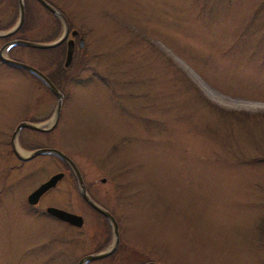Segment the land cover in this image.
<instances>
[{
	"label": "rangeland",
	"instance_id": "obj_1",
	"mask_svg": "<svg viewBox=\"0 0 264 264\" xmlns=\"http://www.w3.org/2000/svg\"><path fill=\"white\" fill-rule=\"evenodd\" d=\"M54 1L71 25L89 30L94 59L70 79L62 47L6 50L55 76L63 94L58 122L21 129L17 150L58 149L92 185L113 174L120 191L116 184L108 206L132 264H264V0ZM0 8H17V0H0ZM14 15H2L0 31ZM51 16L25 0L24 27L0 47L11 38L47 42ZM54 106L35 74L0 62V264H77L90 252L24 204L59 159L38 154L11 168L18 161L6 156L18 120L33 116L26 122L46 128ZM63 191L62 206L78 211L73 190ZM91 261L119 264L117 255Z\"/></svg>",
	"mask_w": 264,
	"mask_h": 264
},
{
	"label": "flooded vegetation",
	"instance_id": "obj_2",
	"mask_svg": "<svg viewBox=\"0 0 264 264\" xmlns=\"http://www.w3.org/2000/svg\"><path fill=\"white\" fill-rule=\"evenodd\" d=\"M45 1L47 3H49L51 6H53L55 9H57L59 12H61L65 16V18L68 22L69 31L66 35V39L63 40L62 43L58 47L63 48L64 58H65V55L67 52V47H68V44H67L68 40H71V42L73 43L72 44L73 54H72L71 62L67 67H64L65 69H69L71 66H73L74 70L73 71L70 70V72H69L70 73L69 75H71V77H70V79H71V78H73L74 74L78 73L80 70H83L87 66V64H88L87 62L91 58L94 59V56H92L94 54V52L91 51L90 47H88V45H87V43H88L87 42V37H88L87 33L89 32V30L85 29V28H76L75 26L71 25L72 22L66 17L67 15L65 14V12L61 9L60 6H58L56 4V2L54 0H45ZM44 8L52 15L50 19H48V18L45 19L46 23H44L46 31H47V33H46V37L48 38L47 41H51V40L56 39L57 37L60 36V34L62 33V30H63V23H62L61 19L56 14H54L50 9H48L46 7H44ZM24 11H25V3H24ZM4 12L6 14H4ZM9 14L10 15L11 14L12 15L18 14V8H13L12 10H5V11L3 8H0V25H2L1 24L2 23V18H1L2 15H9ZM55 35H56V37H55ZM11 39H13V38H11ZM90 54H92V55H90ZM64 61H65V59H64ZM0 62H3V61H1V59H0ZM62 64H63V61H62ZM53 96L55 97V106H54V109L52 110V113L50 115L48 114L49 117L46 121L47 123L52 118V115L55 111V107H56V104L58 101L57 97L54 94H53ZM37 101H38L37 99L34 100V103L37 104ZM62 101H63V99H62ZM33 106L34 105L32 104V107ZM59 115H60V112H59ZM31 117H33V116H27V115L23 116L20 119V121L18 120L15 127H17L22 122H26L27 120L38 119L36 117H34V118H31ZM45 118H46V116L44 117V119ZM58 120H59V116H58L57 122H58ZM23 128L24 127H21L19 129V131H21V129H23ZM11 138H12V135H11ZM11 144H12V142H11ZM48 154H53V153H48ZM13 155L15 156V158L17 159L18 162H17V164L15 163V165H12L11 168H18L20 166H23V164L26 163L27 161H29V160L20 159L18 157V155L16 154V152L13 151L11 148L10 153L7 152L6 156L9 158L10 156L13 157ZM53 155L56 156L57 159H59L60 168L57 169V172L50 174L47 177V179H45L43 182L47 181L54 174L61 173V176L56 181V183L53 187L49 188L47 191H45L39 197V199L36 203H34V204L29 203L28 195L33 190H35L40 184H42L43 182H40L37 186L32 188V190L27 195H25V201H24L25 203L24 204L27 206L28 211L31 214H33V216H35V217H42V216L47 217L46 220L49 221L51 224H53V226L56 225V224L54 225V223L59 224L61 226V230L59 231V236L61 238H64L66 240V242H69L70 238L67 237L68 233L64 232V231L69 228L70 233L72 235H75V242H73V243L77 247L79 246V244H81L83 246H89L90 247L88 250L90 252L87 254L85 253L83 256L88 255V254L98 253V252L103 251V250H107V249L113 247V245H114L113 251L106 257L117 255L119 264H132L131 263V260H132L131 254L133 252L132 251L133 249L131 248V246H129V243H127L125 241V238H124L123 233H122V222L120 220V217L115 214L114 210L112 208H110V206H108L109 201L113 202L117 198V197H115V195L113 193L114 191H116V184H117V182H115L116 180H114L115 176H113V174H111L113 176L112 177L109 173V175L101 177L99 179L101 181L100 185H98V184L92 185L87 180L86 174L83 171V169L81 167H79L77 165V163L74 161L75 164L77 165V168H78L80 174H81L87 195L95 204H97L101 208L107 210L111 214V216L113 217V219H112V218L104 215L103 213H101L96 208H94L83 197V195L81 194V192L79 190L77 178H76L73 170L58 155H56V154H53ZM96 170L102 172L103 169L99 168ZM103 172H105V171L103 170ZM111 178H112V180H111ZM110 180H111L112 184H108ZM101 186H107L105 188L106 194L101 192V190H102ZM65 187H68V189L73 190L74 198L72 200V203L76 204V206L78 207V211L73 210L71 212L80 214L82 216V224L79 226L73 225V224L68 223L66 221H63V220H61V219H59V218H57V217H55V216H53L47 212V208L50 206L57 207L60 209H65L62 206L63 204H61L66 200V193L63 191V188L65 189ZM118 187H119V185L117 184V190H119ZM95 190L98 191L100 194H97L95 192ZM54 191L56 192V195H54L55 201L52 204L50 203L49 205L41 207L40 204L42 203V199L44 197H46L49 193H52ZM111 194L114 197L110 198ZM120 194H121V192H120ZM120 196H122V195H120ZM65 210H67V209H65ZM85 210L91 211L93 213V215L92 216H86ZM68 211H70V210H68ZM116 229H117L118 234H116V232H115ZM117 236H118V239H117ZM116 239H117V241H116ZM33 248L34 247H32V249ZM103 258H105V257H103ZM103 258H100V259H103ZM100 259H96L93 261H98ZM142 261H144V262L142 263ZM90 262H92V261H88L86 264H88ZM146 262H149V261L141 260L136 264H144ZM77 264H78V262H77Z\"/></svg>",
	"mask_w": 264,
	"mask_h": 264
},
{
	"label": "water",
	"instance_id": "obj_3",
	"mask_svg": "<svg viewBox=\"0 0 264 264\" xmlns=\"http://www.w3.org/2000/svg\"><path fill=\"white\" fill-rule=\"evenodd\" d=\"M17 1H18V11H19L18 19H17L16 23L11 28H9L6 31H3V30L0 31V38H5V37H9V36L14 35L20 29V27L23 24L24 15H25L24 0H17ZM38 1L44 7L50 9L54 14H56L61 19V21L63 23L62 33L60 34V36L58 38H56L50 42H35V41H27V40H22V39H11L0 47V59L5 63L21 67V68L26 69V70L30 71L31 73L35 74L57 96L58 101H57V104L55 107V111L52 115V118L50 119L51 125H48L46 128H44L43 126L31 124L29 122H22L15 128V130L12 134V139H11L13 150L16 152L18 157L22 160H30L34 156L41 154V153H53V154L60 156L73 170V172L77 178L79 190H80L81 194L83 195V197L94 208L99 210L104 215L113 219V217L111 216V214L107 210L101 208L100 206L95 204L89 198V196L87 195V192L85 190V185H84V182L82 180L81 174H80L76 164L73 162V160L68 155H66L65 153H63L60 150L55 149V148H38V149L32 150L28 153L22 154L17 150V148L15 146V137H16V135H17V133L21 127H28V128L38 129V130H43V131H46V130L52 128V126L55 123H57V119L59 116V112H60L61 104H62V99H63L62 93L59 91V89L53 84V82L44 73H42L41 71H39L35 67H32L26 63L13 60V59L9 58L8 56H6V54H5L6 50L13 45H23V46H29V47H34V48L46 49V48L56 47V46L60 45L63 40L66 39V35L69 31V25H68V22H67L65 16L61 12H59L57 9H55L53 6H51L49 3H47L45 0H38ZM67 44H68V47H67L66 58H65V66L69 65V63L71 62V59H72V54H73V46H72L73 43L71 42V40H68ZM60 176H61V173L54 174L47 181L43 182L35 190H33L28 195L29 203H32V204L36 203L38 201L39 197L46 190H48L50 187L55 185L56 181L59 179ZM47 212L50 213L51 215H54V216H56V217H58L64 221H66V222H69L73 225L79 226L82 224V216L75 214L73 212H69L67 210H63V209L56 208L53 206L48 207ZM115 232H116V234H118L117 229L115 230ZM117 239H118V236H117ZM117 239H116V241H117ZM113 249H114V245H113V247H111L107 250H104V251H101L98 253H94V254L85 255L79 260L78 264H85L88 261L103 258V257L109 255L113 251ZM144 264H159V263L149 261V262H146Z\"/></svg>",
	"mask_w": 264,
	"mask_h": 264
},
{
	"label": "trees",
	"instance_id": "obj_4",
	"mask_svg": "<svg viewBox=\"0 0 264 264\" xmlns=\"http://www.w3.org/2000/svg\"><path fill=\"white\" fill-rule=\"evenodd\" d=\"M16 15V14H15ZM14 15V19H13V22H11L12 23V25L14 24V22L16 21V16ZM2 26H3V24H2ZM24 27V24L22 25V27L20 28V30L22 29ZM0 29H3V28H1V25H0ZM57 35V34H56ZM56 35H55V37H56ZM54 38V37H53ZM52 38V39H53ZM61 70V71H60ZM60 70H59V72H60V75H62L63 74V72H62V69L60 68ZM49 76V75H48ZM49 78L52 80V82L53 83H55L56 84V79H55V76H53V75H51V76H49ZM57 85V84H56ZM261 232V230L259 231V233Z\"/></svg>",
	"mask_w": 264,
	"mask_h": 264
},
{
	"label": "bare ground",
	"instance_id": "obj_5",
	"mask_svg": "<svg viewBox=\"0 0 264 264\" xmlns=\"http://www.w3.org/2000/svg\"><path fill=\"white\" fill-rule=\"evenodd\" d=\"M19 151V150H18ZM24 154V153H23Z\"/></svg>",
	"mask_w": 264,
	"mask_h": 264
}]
</instances>
